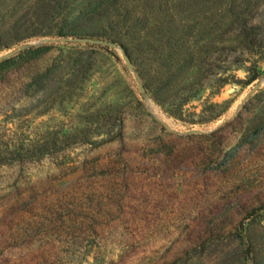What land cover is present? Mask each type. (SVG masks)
I'll use <instances>...</instances> for the list:
<instances>
[{
	"label": "rangeland",
	"instance_id": "obj_1",
	"mask_svg": "<svg viewBox=\"0 0 264 264\" xmlns=\"http://www.w3.org/2000/svg\"><path fill=\"white\" fill-rule=\"evenodd\" d=\"M79 1L0 0V59L55 43L0 88V153L57 142L0 161V264H264V0L176 3L130 54L56 34Z\"/></svg>",
	"mask_w": 264,
	"mask_h": 264
},
{
	"label": "trees",
	"instance_id": "obj_2",
	"mask_svg": "<svg viewBox=\"0 0 264 264\" xmlns=\"http://www.w3.org/2000/svg\"><path fill=\"white\" fill-rule=\"evenodd\" d=\"M190 1L192 0H82L78 2V6H81L78 19L72 24L71 29L60 30L56 34L104 37L117 42L127 54H130L128 46L123 40L128 32L137 36L135 41L148 43L151 36V23L154 26L169 23L176 14L173 10L176 3L179 7ZM226 11L233 23L237 24L234 30L244 32L253 28L252 18H247L241 12L235 13L231 7ZM22 39L20 38L18 41ZM54 47V42L51 44L37 43L0 59V88L11 87L13 90L22 91L27 85L25 82L31 73L29 86L37 89L38 83L47 78L48 72L52 71L53 67V65H48L44 69L40 60ZM262 69L261 65L252 67L251 74L245 83L250 84L258 79L262 74ZM56 147L57 142L53 140L50 144L29 142L23 147L13 146L5 154L0 153V161L4 158H8L10 161L40 158L55 152ZM215 152L217 151H208L204 155L205 157L211 156Z\"/></svg>",
	"mask_w": 264,
	"mask_h": 264
},
{
	"label": "water",
	"instance_id": "obj_3",
	"mask_svg": "<svg viewBox=\"0 0 264 264\" xmlns=\"http://www.w3.org/2000/svg\"><path fill=\"white\" fill-rule=\"evenodd\" d=\"M91 42H93V43H105V41L103 39H94V40H91ZM142 90L145 92L146 95L148 94L145 91V88L144 87H142Z\"/></svg>",
	"mask_w": 264,
	"mask_h": 264
}]
</instances>
